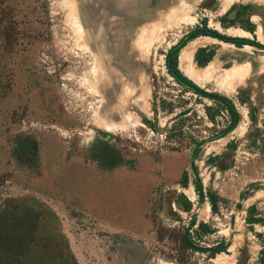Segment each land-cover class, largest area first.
<instances>
[{
	"label": "rangeland",
	"instance_id": "rangeland-1",
	"mask_svg": "<svg viewBox=\"0 0 264 264\" xmlns=\"http://www.w3.org/2000/svg\"><path fill=\"white\" fill-rule=\"evenodd\" d=\"M201 20L253 42L177 54L234 122L164 68ZM263 241L264 0H0V264H262Z\"/></svg>",
	"mask_w": 264,
	"mask_h": 264
},
{
	"label": "trees",
	"instance_id": "trees-1",
	"mask_svg": "<svg viewBox=\"0 0 264 264\" xmlns=\"http://www.w3.org/2000/svg\"><path fill=\"white\" fill-rule=\"evenodd\" d=\"M248 7L247 4H240L238 5V11L239 13L242 12V10H245ZM200 26H195L191 31L183 34L181 37L178 38V40L170 45L165 52L163 53V64L166 73L179 85L184 87L186 90H189L193 93L200 94L202 96H206L210 99L219 100L221 102H224L227 106L228 113L231 119V122H234L238 119V116L232 106L225 100V98L215 92H206L202 89L198 84L193 82L190 78L185 76L176 66L177 64V54L178 51L190 40L198 37V36H209L212 38H216L217 40H220L222 42H228L233 43L235 45H252L253 42H251L248 39L235 37V36H229L226 34H220L215 29H211L206 26L205 20H201ZM248 32L253 33L254 29H251V27L245 28ZM214 49L213 48H207V47H199L197 48L193 53V60L197 66L203 67L205 66L213 57L214 55ZM195 187L198 193H200V184L197 180L195 182ZM209 204L214 211L215 209V198L213 196H209ZM184 242L190 246L191 243L186 239V236H183ZM214 253H218L219 251H223L222 246H214L211 248ZM261 253L262 256L260 257V261L262 264H264V241L261 245Z\"/></svg>",
	"mask_w": 264,
	"mask_h": 264
},
{
	"label": "bare ground",
	"instance_id": "bare-ground-1",
	"mask_svg": "<svg viewBox=\"0 0 264 264\" xmlns=\"http://www.w3.org/2000/svg\"><path fill=\"white\" fill-rule=\"evenodd\" d=\"M247 33V32H246ZM247 35V34H246ZM105 125V124H104ZM115 127V126H114ZM107 130H109L108 128H107Z\"/></svg>",
	"mask_w": 264,
	"mask_h": 264
}]
</instances>
